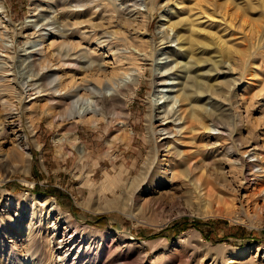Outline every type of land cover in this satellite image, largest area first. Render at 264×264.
<instances>
[{"label": "rangeland", "instance_id": "374dc122", "mask_svg": "<svg viewBox=\"0 0 264 264\" xmlns=\"http://www.w3.org/2000/svg\"><path fill=\"white\" fill-rule=\"evenodd\" d=\"M2 1L7 17L0 19V120L4 118L8 131L0 137V264H264V199L253 195L260 183L264 187V0H139L148 9L144 18L132 10L131 0H84L106 12L99 19L105 27L92 34L97 40L113 42L115 30L122 29L117 47L129 51L127 40L142 36L156 52L138 62L146 75L131 104V146L119 143L109 149L115 124L80 123L76 144L82 152L68 141L70 123L56 116L66 99L47 88L42 76L57 72L64 86L71 77L94 80L113 71V52L98 45L90 32L86 41L72 35L71 26H64L65 36L54 32L60 22H72L66 12L76 0H53L59 3L54 8L46 0ZM114 4L128 7L124 13L135 21L115 15ZM164 14L184 23L178 27L181 46L171 37L167 43L174 56L182 65L190 64L192 77L214 87L200 95L201 104L213 109L217 102V113L234 130L210 122L214 129L200 125L199 136L173 125L177 133L158 137L163 146L153 172L132 182L153 154L148 94L154 93L158 103L155 125L177 124L178 104L168 96L187 81L183 67L172 69L173 58L163 49ZM75 44L77 52L89 50L96 67L79 69L71 49ZM6 45H12V58ZM45 58L50 65L44 70L40 62ZM6 62L26 85L22 96L1 77ZM97 63L103 64L102 72ZM168 114L173 117L166 119ZM20 137L26 153L19 148ZM168 142L176 146L169 156ZM175 150L184 151V157ZM188 161L193 166L184 176L178 169ZM119 163L124 171L118 172ZM167 164L176 167L174 178ZM257 244L259 252L252 248L254 252L240 254Z\"/></svg>", "mask_w": 264, "mask_h": 264}, {"label": "bare ground", "instance_id": "6f19581e", "mask_svg": "<svg viewBox=\"0 0 264 264\" xmlns=\"http://www.w3.org/2000/svg\"><path fill=\"white\" fill-rule=\"evenodd\" d=\"M91 1H93V0H91ZM91 1L84 2V0L83 1L82 0H76L75 4L73 5L74 7L70 6L66 12L67 13L66 15L68 17H71L70 19L72 20V22L69 21V22H66V24L60 22L59 27L54 28V32L57 34H61V36L67 35V31L64 28V26L67 25V26H71L70 31H71L72 35L78 34L80 36V39H83L84 41L87 40L86 33H88V32L91 33V37H93L92 34L97 35L98 31L105 27L104 21H99V19L104 20L105 16H106V14H105L106 12H105V9L103 8V9H101L102 12L99 13L98 8L94 9L93 7H95V6H90ZM127 1H129V0H127ZM131 1L133 3V6H134L132 10H137V12H136L137 14L141 15L143 18L146 17L147 12H148L146 5L142 4V2L139 0H131ZM56 3H57V5L59 4L58 2L53 1V0H46V5L50 8H54V5ZM102 7L103 6H101L100 8H102ZM127 8L128 7H126V9ZM88 9H90V10H88ZM126 9H124V10L120 9L119 7H117L115 5V9H114L113 13H115V15H117L118 17L124 18V21L125 20L126 21H135V20H133V18L130 19L129 16H126V14L124 13V11ZM5 16L7 17L6 8H5L3 1L0 0V19L2 20V18H5ZM54 17H55L54 21H56L58 17L56 15ZM163 18H166V21H163L165 19H162L161 26L164 27V29L161 30V41L162 42L164 41V43L167 44L169 41H172L171 39H173V41H177V43L180 45V41L182 38L180 35H178V33H179L178 27L180 25L184 24L183 20L174 21L167 14H164ZM49 25H51V24H49ZM119 25L122 26L121 23ZM51 30H53V29H51ZM50 31L45 32L46 36H47V34H50ZM81 31H82V33H81ZM114 33L116 34V40L113 42H109L108 44H105L104 41L97 40V36H95V35L93 37L96 41H98V43H97L98 45H100L103 48H107V50H109L110 52H113V55L116 58V62H117L116 66L113 68V71L110 74L104 73V76H100V75L96 76V78H94V80H88V79L82 78L83 80H81L80 82H78L76 80V78L71 77V79L68 81L66 86H64V84H63V80H62L63 75H60L57 72H49V71L44 72L43 76H42L43 79H45L47 82L45 84V86H47V88L50 87V89L54 93H58L60 96H63V98L66 99V103L64 105L62 112L57 114L56 116H57L59 121H61V122L65 121L68 124L70 123V129L68 131L70 138L69 139L67 138V139H68V141L70 140L72 145L76 147L75 149L78 152H82V148H83L79 144H76L77 140L79 138L78 128H79L80 123L81 124H87L90 126H93V125L99 126V124L106 121V122L110 123L111 125L115 124L117 126V128L115 130L116 133L108 141L109 149L118 146L119 143L123 144L126 148H128L131 146L132 141L134 139V136H133L134 135V129H133L132 123L130 122V117L132 116L131 104H132L134 97L137 94V92H138V90H139V88L143 82V77L146 75V69L144 67V64H142V63L140 64L138 62L143 61L141 59H142L143 55L146 53L149 54L151 52L152 56H154V54L156 52V48L152 45L151 41H146V40L143 41V39H140L143 37L139 36L138 37L139 39H136V40L128 39L127 41L131 44L128 47H126V49H129V51L123 50V49L117 47V45L119 44V39H121V34H125V31H122V29H117V30H115ZM140 34H141V32H140ZM43 35H44V33H43ZM170 37H171V39H170ZM141 40L143 41V43ZM81 43L82 42L79 40V42L77 44L81 45ZM75 45H73V47L71 49L75 50L74 55L76 57V60L78 61L77 63L79 65V69L89 71V69H91L93 66H95V61L92 58H90L89 50L84 49L85 50L84 52H77L76 50H77L78 46L77 45L75 46ZM115 47H117V48H115ZM163 49H165V53H167L170 57L173 58V61L175 64L171 68L172 69L174 68V70H176V69H179L178 67H183L182 69L185 70L184 73H186L185 74V77L187 79L186 83L176 90H170V92L171 93L174 92V94H171L168 96V99L170 102H174V103L176 102L178 104V106L176 107L177 109L174 110V113L178 112V115L173 119V121L176 122L177 124L163 125L162 128H158L155 125L154 119L156 116V111H157L156 108H157L158 103L156 102V97H154V93H149L147 96V105H148V109H149L148 120H147V132H148L149 140L151 142H153V144H154L152 151H151L153 154L151 157L148 158V160L146 162L143 163L144 165L140 171V174L137 176L136 179H133L132 182H134V180H139V179L145 180L148 177V175H150L153 172V165L155 164V161H157V163H158V157L157 156L160 155L159 153H160L161 148L163 146V144L158 142V137L165 134V133H167L169 135L177 133L176 131H174L172 129V127H174L173 125H175V127H179V130H180L179 132H181V133H182V130L188 129L189 131L191 130L194 132H198L199 136H200V125L205 130L214 129V127L210 126V122H212L214 125H219V126H220V124L223 125L224 129L229 130L230 133H232V131L234 130V127L230 128V125H232L230 120H228V121L224 120L223 117H221V115H219L217 113V106H218L217 102L214 103L216 105L213 107V109H208L207 106L201 104L202 102H200V95L204 92H207V90L209 92L213 91L214 87L212 88V86L208 85L209 83L206 84V82L200 80L199 76L192 77L191 72H190V64L188 62H186L185 66H184V64L182 65L183 60H179L178 57L174 56V54H173L174 47H172V45L167 44ZM4 51L7 53V55L10 58H12L14 56L11 53L12 52V45L4 46ZM69 51H70V49L66 52L65 55H69ZM59 52H61L62 54L65 53L64 51H59ZM152 59H153V57H152ZM7 62H9V61H7ZM7 62L5 64L8 67H6L5 70H3V73L1 72L3 74V76H1V77L3 79L11 81L12 82L11 88L15 92H17L19 96H22L24 88L26 87V85L23 81H19L17 79L16 75L13 74V71H12L10 64ZM97 64H98L97 71L100 72L103 69V64L102 63H97ZM216 64H217V62H216ZM40 65H41L40 66L41 69H44V70L48 69L49 65H50L49 60L46 58L43 59L40 62ZM130 66H132V68ZM94 72H95V70H94ZM156 77H157V79L159 78L158 76H156ZM190 78L193 79V81H194L193 84L189 83L188 80H191ZM160 80L163 81L164 78H161ZM184 80H185V78H184ZM154 82H155V80L153 81V83ZM260 82H261V80H260ZM63 86H64V88H63ZM43 87H44V85H43ZM63 91H65V92H63ZM226 99L228 100V98H226ZM2 106L4 107V104ZM173 114L172 115L168 114L166 119L173 117ZM161 124H163V123H161ZM7 131H8L7 125L4 121V118H2L0 120V137L6 136ZM19 140H20L19 141L20 150H22L26 153L27 152V146H26V142L24 140V137H20ZM176 140H178V139H176ZM166 145L167 146L165 147V150L169 156L170 152L174 148H176V146L174 147L170 143L166 144ZM58 146H59L58 151L62 152L63 142H62V144H59ZM175 151L177 152L179 157H184V155H183L184 151H182V150H175ZM245 152L246 151H244V153ZM260 153L261 152L258 153V151H257L255 153V156L258 157L260 155ZM197 154H200V150L197 151ZM167 160L168 159L165 158L166 163H167ZM189 161H190V159H189ZM189 161H188V166L185 165L184 168L178 169V170L183 171L182 175H184V176L189 175V173L192 169L193 165L191 163H189ZM166 163H163V164H166ZM239 163H241V162H239ZM242 163H244V162H242ZM5 165H7V164H5ZM117 165H118V172L125 170V168L123 166L124 164L120 165V163H119ZM171 166L172 165L169 164L168 169L173 171V173H172L173 175L171 176V178H174L175 177L174 175L176 174V171H174V168H176V167L173 168ZM243 166H244V164H243ZM254 166H259V164L252 165L251 168H254ZM165 168L166 167H164L163 170L167 172L168 170H167V168L166 169ZM171 168H173V169H171ZM251 168H249V170ZM259 173H260V171H259ZM154 175H156V174H154ZM239 182L241 183V185L243 184L242 180ZM262 186H263V184L260 183V186H258L259 188L257 190H255L253 195H255V197H257V198H263L264 199V187H262ZM42 203L44 204V202H42ZM255 204L257 205V202H255ZM57 210L58 209H55V212H57ZM34 214L35 213H33L31 215L32 220L34 219V216H35ZM39 214H41V213H39ZM70 244H74V241H73V243L70 242ZM252 248H254L253 250H256L257 252H259L261 250L260 245L257 244L253 247L241 249L239 252H240V254H246L249 252H254V251H252ZM76 254H78V253H76ZM232 262L233 261H231V263Z\"/></svg>", "mask_w": 264, "mask_h": 264}, {"label": "trees", "instance_id": "16d2710c", "mask_svg": "<svg viewBox=\"0 0 264 264\" xmlns=\"http://www.w3.org/2000/svg\"><path fill=\"white\" fill-rule=\"evenodd\" d=\"M101 216H103V215H101ZM94 224H96V222H95ZM102 224H103V223H102ZM102 224H101V225H102ZM97 225L101 226L100 224H98V222H97Z\"/></svg>", "mask_w": 264, "mask_h": 264}]
</instances>
